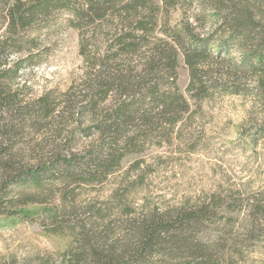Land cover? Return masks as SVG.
<instances>
[{
    "label": "trees",
    "instance_id": "obj_1",
    "mask_svg": "<svg viewBox=\"0 0 264 264\" xmlns=\"http://www.w3.org/2000/svg\"><path fill=\"white\" fill-rule=\"evenodd\" d=\"M250 3L0 0V225L38 221L44 233L66 238L54 255L38 253L27 264H166L169 257L218 264L232 258L233 251L219 246L226 231L220 210L228 206L216 192L137 217L121 179L101 206H79L69 192L71 183L113 177L128 154L183 138L181 125L202 102L222 95L246 96L259 106L249 137L264 145V20ZM64 27L77 31L81 74L63 90L22 101L20 70L37 65L53 44L46 42L49 34ZM180 58L188 70L186 93L177 84ZM26 117L31 126L40 119L59 139L20 143ZM132 164L140 179L139 160ZM249 203L248 211L260 212ZM81 207L82 218L76 214ZM111 218L126 220L134 241L120 243L128 234H115ZM256 226L253 220L248 232ZM0 264L23 263L12 256Z\"/></svg>",
    "mask_w": 264,
    "mask_h": 264
},
{
    "label": "rangeland",
    "instance_id": "obj_2",
    "mask_svg": "<svg viewBox=\"0 0 264 264\" xmlns=\"http://www.w3.org/2000/svg\"><path fill=\"white\" fill-rule=\"evenodd\" d=\"M260 1L249 0L250 7L264 20V2ZM2 24L0 14V32ZM46 42L53 44L44 58L37 65L20 70L17 81L22 101H32L48 89L63 90L82 72L74 28L54 31ZM187 80L188 70L180 58L177 84L184 93ZM259 109V106L252 107L249 97L241 95L227 94L204 101L201 108L192 114L189 123L181 125L177 135L183 138L160 147L152 145L139 154H128L122 158L116 175L94 185L71 183L73 191L69 195L73 194L79 206H101L115 188L114 183L121 179L122 188L127 186L128 189L126 201L132 204L133 214L137 217L155 208L162 211L201 201L216 192L228 206V209L220 210L224 214L220 226H224L226 231L219 237V246L227 252H234L231 259H217L218 264H264V145L260 141L253 142L249 137L253 132L254 118L259 117ZM250 112L254 114L252 117ZM12 114L15 122H21L19 111L13 110ZM39 120L31 126L26 117L20 143L59 139L53 129L40 126ZM81 140L85 137H80ZM136 159L142 168L140 179L136 175L138 169L135 170L132 164ZM128 180L131 181L128 183ZM249 201L255 202L259 213L256 208L248 211ZM83 210L85 208L81 207L76 211L80 218ZM253 220L257 226L248 232ZM108 223L113 226L115 234H128L126 240L120 236L123 241L120 243L134 241L126 220L111 218ZM97 225L101 230V222ZM65 242L66 238L44 233L38 221L18 220L0 225V258L14 256L27 264L38 253L54 255ZM186 260L189 259L169 257L166 264H182Z\"/></svg>",
    "mask_w": 264,
    "mask_h": 264
}]
</instances>
